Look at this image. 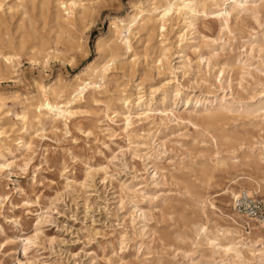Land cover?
Segmentation results:
<instances>
[{
  "label": "rangeland",
  "instance_id": "374dc122",
  "mask_svg": "<svg viewBox=\"0 0 264 264\" xmlns=\"http://www.w3.org/2000/svg\"><path fill=\"white\" fill-rule=\"evenodd\" d=\"M62 1L80 6L71 16ZM162 3L0 0V264H264V242H250L259 223L235 214L231 194L240 177H264V112L226 109L264 91L257 53L250 72L233 61L263 29L264 3L261 27L203 12L192 27L181 12L135 28L130 47L110 39V18L134 6L156 18ZM111 49L104 85L74 102V76ZM53 82L75 111L67 120L34 107ZM208 109L216 121H202ZM229 239H242L241 256L221 248Z\"/></svg>",
  "mask_w": 264,
  "mask_h": 264
},
{
  "label": "bare ground",
  "instance_id": "6f19581e",
  "mask_svg": "<svg viewBox=\"0 0 264 264\" xmlns=\"http://www.w3.org/2000/svg\"><path fill=\"white\" fill-rule=\"evenodd\" d=\"M162 1H163V3L161 5V7H159V8H161V10L157 14L158 17H156V18L154 16H152V17L146 16L144 14L145 10H142L140 7H137V6H134L132 8V11H131L132 13H129L128 15H126L124 17H112V18H110L108 20V31L111 34L110 39L112 41L113 40L114 41L119 40L121 43H124L125 45H127V47H130V35L133 34V31H135L134 30L135 28L144 29V28H148L150 23H158V22L164 23L166 21V19L169 18L174 13H181V12L182 13L184 12L186 14H191L192 19L189 22V26H192V27L195 26L197 13H200V12H203L206 15H214L216 18H220L223 21V26H224L223 28L228 27L230 21L234 20L237 22L238 20L243 19L244 16L247 14L251 15V17L256 22H258L259 27L262 26V24L259 22L258 13L260 12V8L263 7L262 4L264 3V0H162ZM62 3L63 4L66 3V6H68L67 9L70 10L68 12L69 15L72 16L74 13H76L75 7H76V5H79V4H77L74 1H70L69 3L67 1L66 2L62 1L61 4ZM81 13H82L81 18L84 19V14H85L84 5H83V9H82ZM163 23H162V25H160V28L162 30H164V27H165ZM250 35H251L252 40L250 39L249 47L246 50L247 51L246 55L245 56L238 55V56L233 58V61L235 63L239 62L240 68L242 70H245L246 72L251 71V69H252L251 67L255 63L253 61V59H255L256 53L258 54L257 56L262 61L260 63L264 64V27H263V29H261V31L253 29V31L250 33ZM96 43H97L98 50L103 52V49H100L101 44L104 43L102 34L97 37ZM167 53H168V49H163V51L161 52V55L159 57V61L161 64L168 62L169 56ZM114 59H115L114 51H113V49H111V52L109 53V55H107V59L104 61L103 64H100V62H98L95 58V59L91 60L85 67H83V69L78 74H76L74 76V81L77 84L75 92H77V94H78L77 97H75L73 99L74 102H75V100L82 99L83 97H81V96L90 87L101 88L104 85V84L100 83L99 78L101 80L104 79V75L106 76L105 73L108 70V62L111 60L113 61ZM260 73L263 74L264 71H260ZM85 75L90 77L89 81L83 80V76H85ZM59 79L60 78L58 77V80ZM55 85H56L55 82H53L52 84H50L48 86V88H45L42 91V93H41L42 97H43L42 99H44V100H42L41 102L38 101V103H36L34 105V107L35 108L38 107L39 109H46L47 113L54 112L55 115H57L58 117H61V118H64L65 120H67L75 114V111L70 108L71 107L70 100L66 101L63 105H61L60 102L55 100L56 98H60L62 96V93H63L62 90L60 88L56 87ZM50 95H52L54 99H50ZM0 97L2 98V95H0ZM1 98H0V101H1ZM139 98H140L139 102H141V96ZM243 98H245V97H243ZM243 98L239 97L237 99H233V101H231V102H228L226 105L227 111H232L231 109L233 107H241V108L243 107V113H241V115L245 116V117L257 116L255 114H253L256 111H258V112L263 111L264 112V91L256 92L254 96H250V101L244 100ZM121 99L123 100L124 104L126 102V105L130 103L128 97H123ZM213 103L214 102L209 101L208 106L212 105ZM224 104L225 103H223V102L217 103V105H221V106H224ZM235 111H239V109L235 110ZM202 112H203V110H202ZM30 113H31V108L29 106H27L25 108V111L22 113V116H21L22 120H25V121L28 120L29 119L28 115ZM216 113L217 112L215 110L208 109L207 112L204 114L202 121L207 122V123L216 121L219 118V116L217 115L218 113L217 114ZM142 114H138V115H142ZM130 116H131L130 114H127L124 117L127 121V123H126L127 126L130 124ZM32 117L34 118V116H32ZM64 119H62V121ZM115 124H116V122H115ZM228 139L232 140L233 138L228 137ZM234 140L236 141V139H234ZM232 143H233V140H232ZM251 155L252 154H250V156ZM255 159H257L256 162L258 161L257 164H259V161L264 162V149L262 151H260L257 154V156H255ZM252 160H254V158ZM245 161H246V159H245ZM247 162H249V161H247ZM3 164H5V163H3ZM254 164L256 165L255 162H254ZM6 166L8 167V165H5V167ZM212 177L213 176L210 175L209 178L211 179ZM235 183H237L241 187V189L240 190L239 189L238 190H235V189L231 190L232 199H234L237 196V194L242 192V191H246L250 196H253V197H258V196L255 194H250V192H254L256 194L261 193L259 197L260 198L264 197V191H262V189H261V187L264 183V177L259 180V179H256L252 174H250V176L240 177L239 180L235 181ZM243 185H246V186H243ZM209 204H210V206L214 207V204L211 200L209 201ZM235 214L238 215L240 218L246 219L243 215L237 213L236 211H235ZM255 230H258V231L253 233V235L250 238V242L256 243L258 240L264 242V223L263 222L259 223V225L255 227ZM225 232L226 233L230 232V230H226ZM240 232L241 231H239L237 228L235 229V233L238 235V237L242 236V235H240ZM255 238H257V239H255ZM241 240L236 241L235 239H229L227 243L222 244L221 248L226 253L230 254V252H231V254L233 253L237 256H241L243 253L242 246H238V244L241 242ZM260 253L264 255V251H260Z\"/></svg>",
  "mask_w": 264,
  "mask_h": 264
},
{
  "label": "built area",
  "instance_id": "2783aa9c",
  "mask_svg": "<svg viewBox=\"0 0 264 264\" xmlns=\"http://www.w3.org/2000/svg\"><path fill=\"white\" fill-rule=\"evenodd\" d=\"M233 208L251 224L264 223V199L262 198L250 196L246 191H242L234 198ZM246 223L251 229L250 223Z\"/></svg>",
  "mask_w": 264,
  "mask_h": 264
}]
</instances>
